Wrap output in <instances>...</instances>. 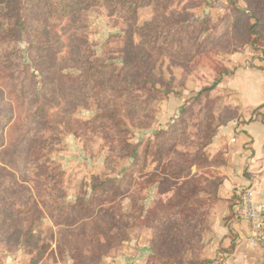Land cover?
Masks as SVG:
<instances>
[{
	"label": "trees",
	"instance_id": "obj_1",
	"mask_svg": "<svg viewBox=\"0 0 264 264\" xmlns=\"http://www.w3.org/2000/svg\"><path fill=\"white\" fill-rule=\"evenodd\" d=\"M97 1L133 15L152 0H0V229L10 240L27 243L34 238L36 222L48 216L56 226L57 253H67L72 264H102L110 250L128 238V229L146 227L151 230L150 258L160 264H183L185 253L201 246L203 224L218 199L223 179L215 169L222 164L220 156H211L209 147L219 128L239 114L230 105L218 116L210 112L196 138L184 144L194 151L174 150L177 161L172 164L165 165L164 154L179 137L184 116L167 130H159L156 141L144 147L154 169L147 172L145 181L134 184L142 143L128 141L125 120L134 119L128 113L131 105L120 97L151 81L154 56L184 54L186 48H192L189 60H194L209 39L218 36L220 26L210 16L197 21L182 19L183 13L173 6L185 0H157L156 17L140 27L142 40L135 43L133 35H128L126 56L119 68L114 62L91 58L76 42L73 29L65 37L60 33L78 11ZM227 1L234 5L235 13L230 29H241L252 42H263L264 0H248V9L239 7L237 0ZM198 28L207 33L202 40L195 33ZM66 37L70 46L65 45ZM25 40L28 46L23 54L20 43ZM65 47L68 50L63 53ZM74 68L75 74L70 71ZM229 73L223 69V74ZM93 103L102 111L92 120L72 117L78 107ZM181 114H186L185 108ZM73 121L83 134L89 128V140L99 150L105 143L116 148L117 155L107 158L108 163L112 159L113 169L125 157L132 164L121 178L93 176L92 195L70 202L64 189L65 172L53 165L50 155L60 142L61 128L71 131ZM10 125L17 134L6 144ZM144 185L157 186L156 200L142 206L133 199L131 209L124 211L122 199ZM46 259L41 253L31 264H48Z\"/></svg>",
	"mask_w": 264,
	"mask_h": 264
},
{
	"label": "rangeland",
	"instance_id": "obj_2",
	"mask_svg": "<svg viewBox=\"0 0 264 264\" xmlns=\"http://www.w3.org/2000/svg\"><path fill=\"white\" fill-rule=\"evenodd\" d=\"M207 1L185 0L173 7L183 13L182 19L197 21L210 16L211 22L220 26L218 36L209 39L205 50L194 60H189L192 48H186L184 54L172 52L154 56L151 62V81L141 89L125 91L120 97V100L131 105L128 113L134 119V122L125 120L129 129L128 141L142 143L139 150L141 159L133 171L134 184L135 181H145L147 172L154 169L155 164L151 156L144 152V147L151 141H156L159 130H167L170 123L184 116L179 137L170 142L164 154L165 165L172 164L177 161L174 150L194 151L193 146L184 144L196 138L199 125L210 112L218 116L227 111V99H258V96H263L264 41L252 42L253 38L245 31L230 29L235 17L232 3L227 0ZM237 3L239 7L248 9V0H237ZM157 8V0H152L140 7L135 14L128 15L121 8L114 11L108 4L97 1L95 5L78 11L73 22L63 27L60 33L65 37L66 31L73 29L76 42L85 47L91 58L114 62L121 68L126 56L128 35H133L135 43L140 42V27L154 20ZM195 33L200 35V40L207 36L202 28H198ZM63 40L66 46L71 45L68 37ZM20 45L24 49L23 54H26L27 40ZM67 50L65 47L63 53ZM224 68L230 71L228 75L223 74ZM70 71L73 74L78 72L75 68ZM247 81L252 84L249 88ZM183 108L185 115L181 114ZM101 111V106L93 103L88 107H78L73 111L72 117L75 120L89 121ZM77 124L73 121L71 131L61 128L60 142L50 155L53 165L61 167L65 172L64 189L66 200L70 202L80 196L88 198L92 195L93 176L121 178L124 169L132 164V160L125 157L113 169L112 159L108 163L107 158L117 155L116 148L105 143L99 150L91 143L93 140H89V128H84L83 134L79 132L81 130L76 127ZM16 134L15 127H7L6 144ZM157 189L156 185H144L136 193L129 192L122 199L124 211L131 209L133 199L138 200V205L150 206L158 197ZM127 231L128 238L110 250L102 264H155L146 252L151 230L135 227ZM55 233L56 226L48 216H43L36 222L33 228L34 238L27 243L20 239L10 240L0 229V264H31L41 253L44 258L47 257L48 264H72L67 253L61 255L55 251ZM262 248L260 255L264 264V244Z\"/></svg>",
	"mask_w": 264,
	"mask_h": 264
},
{
	"label": "crops",
	"instance_id": "obj_3",
	"mask_svg": "<svg viewBox=\"0 0 264 264\" xmlns=\"http://www.w3.org/2000/svg\"><path fill=\"white\" fill-rule=\"evenodd\" d=\"M246 85L249 88L252 84L247 81ZM258 97L226 100L239 116L219 128L209 147L211 156L219 155L222 163L215 167L223 177L218 199L205 218L201 246L187 251L183 264H209L220 255L227 264H262V243L250 242V223L236 214L243 188H251L257 198H264V91ZM146 252L149 258L150 243Z\"/></svg>",
	"mask_w": 264,
	"mask_h": 264
},
{
	"label": "built area",
	"instance_id": "obj_4",
	"mask_svg": "<svg viewBox=\"0 0 264 264\" xmlns=\"http://www.w3.org/2000/svg\"><path fill=\"white\" fill-rule=\"evenodd\" d=\"M238 218L247 221L251 226L250 242L264 243V198H257L251 188H243L240 192V201L236 212ZM209 264H227L220 255Z\"/></svg>",
	"mask_w": 264,
	"mask_h": 264
},
{
	"label": "water",
	"instance_id": "obj_5",
	"mask_svg": "<svg viewBox=\"0 0 264 264\" xmlns=\"http://www.w3.org/2000/svg\"><path fill=\"white\" fill-rule=\"evenodd\" d=\"M210 88H213V87H210Z\"/></svg>",
	"mask_w": 264,
	"mask_h": 264
}]
</instances>
